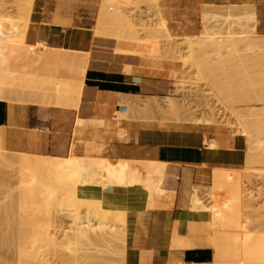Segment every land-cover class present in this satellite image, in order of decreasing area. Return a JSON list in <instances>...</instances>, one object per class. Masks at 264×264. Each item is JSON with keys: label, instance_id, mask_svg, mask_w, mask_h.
Wrapping results in <instances>:
<instances>
[{"label": "rangeland", "instance_id": "obj_1", "mask_svg": "<svg viewBox=\"0 0 264 264\" xmlns=\"http://www.w3.org/2000/svg\"><path fill=\"white\" fill-rule=\"evenodd\" d=\"M227 6H231L232 8L230 7L231 9L226 10ZM226 11L230 12L229 16L225 15ZM245 12H252L254 14V19L256 21V24L254 22V34L251 33L253 27L249 26V28L244 29L243 27L236 25L237 21L235 20L237 18H243ZM1 16L6 19V26L4 25L7 29L6 32L9 30L13 31L14 29L11 28H13L14 25L15 38H13V33V35L11 34L12 36H10L12 31L9 33V36L14 39L16 45L22 47H46L43 45V40L34 38L30 34L32 31L31 27L34 26V20H38L40 21L41 26L47 27L48 33H53L55 38L63 41L60 45H67V39L75 33L86 32L87 34H92V36L114 40L116 43V52L140 54L141 56H147L157 60H166L173 63L175 66V72L172 74L169 94L162 98L139 99L133 109L136 112V120L151 122L160 127L179 128L184 125L201 126L206 132L207 140H222V138L225 140L230 139L233 135H238L235 129L234 119L230 113L233 110L239 111L240 116L245 121L251 118H258L264 126V101L261 100V97L264 96V66H260L263 65L261 60H264V58L261 60L259 58L261 57V54L259 53H261L260 51H262L263 48L261 46H264V29L258 27L257 7L252 0H124L118 7L115 9L111 8L110 10L100 3V0H0V17ZM225 17H227V21L235 22L233 24L231 23L230 31L225 33V31L222 30L220 36L218 34H213L212 32L217 30L215 29L217 27L216 25L220 26L218 28L222 27V29L227 26L226 23H221ZM161 19L164 22V28L166 30L164 32L161 27ZM10 26L12 27L10 28ZM108 29L111 31H108ZM205 33L210 35L209 37L213 39L210 43H213L214 45H208L207 43L206 47H204L205 43H202L204 44L202 48V44H198V41H196L197 45H200L201 47H199L200 49L198 50L196 47L197 45L195 46L196 43H194V46L197 48H194L196 55L193 52L195 58H191L190 50L188 48V40L198 39L201 43V41L207 37ZM168 34L171 36H168ZM218 37H221L222 40L227 42V48L229 49V53L227 51L228 54H221L222 57L218 54V52L222 53V50H220V52L218 50L219 46H216L214 43ZM226 42L223 43L226 45ZM223 43L221 45H224ZM207 46L210 50H203L207 48ZM209 46L212 47L210 48ZM229 47H232L233 49ZM258 48L261 50L259 51ZM212 49H214L215 52L214 50L212 51ZM231 49L232 52L230 53ZM233 50H237L238 52ZM203 51L206 53H203ZM217 54L221 57V60L219 57L216 59ZM262 56H264L263 53ZM223 57H225L224 60L227 62L223 61ZM224 63L225 65H223ZM196 64L200 65V71H197ZM2 71H0V75L5 72V69L3 72ZM30 71V69L24 68L23 66L18 68L10 66L6 71L7 76H15V78H10L8 80V88L6 89H9L14 79H16L15 81L17 82L23 80L18 79L19 75L21 78L31 76ZM11 79L12 81H10ZM210 86L216 89V92H214V89L212 90ZM11 88H13V86L10 87V92H7L5 89V92L2 94V101H15L18 103L40 106V103L37 100L38 98H35L34 94H32L33 96L30 94L32 91L28 93L26 87L20 89L17 88L15 91ZM216 94L219 98L221 97L222 100H220ZM222 101L230 106H227V108L226 104ZM229 108L230 110H228ZM117 116L121 115L118 114ZM204 123H207L208 125ZM249 130V135H254L252 128L249 127ZM115 134L122 136L123 130L116 128ZM250 147L251 145L249 144V148ZM1 149L0 146V151H2ZM238 149L241 152L242 161L237 164L235 169L230 171L229 169H226L227 172H224L226 174H221L223 173L222 171H219V174H216L218 171L216 170L215 172V169H213L211 173V176L213 177H208L204 184L195 185L191 189L200 199V202L208 209H211V214H213L212 217H216L215 220L213 219L215 224L216 220L220 221V225L217 224L220 226V230H217L219 227H216L214 233L218 234L217 232L219 231L221 238V233L223 232L224 236L221 239H224L227 242L231 239V243L232 241L234 243L236 241L239 242V238L242 237V240H240L241 242L245 237L246 241H244L246 243L243 242V244H241H246L245 246H247L251 241H255L256 244L257 241L253 236L256 232H258V235L255 236H260L261 238L264 237V165L256 166L258 169L263 168V173L258 176L247 173L245 170V145ZM2 152H4L3 156L6 157H3L2 161L0 160V230L2 231H0L1 264L17 263V261L15 263L17 258L14 249V236L18 231L16 227H18L20 223V215L16 211L15 198H17L16 193L20 192H26L29 198L26 211L23 213V215H27L28 220V222H26V219V221L24 220L28 224L27 234L25 238L19 242L18 247L23 264H124L123 257L125 245L119 242V240H117V242L115 239L117 245H121V247L119 248L117 245H115L117 246L115 247L113 244L114 247H111V243H109V240L113 238L111 236H107L108 243L104 242V244H107L112 249L119 248L117 253H115L117 249L112 250L111 248L109 251L112 250V252H115L108 253L106 252L108 251L107 249L105 252H101L103 248L100 247L101 245H99V242V246L96 243L89 245H84V243L82 245L76 244L75 241L70 239L69 236L72 227L70 218L68 217V210L70 207L67 206V201L61 202L66 196L65 189L56 182L54 175L50 171L51 166L48 165L45 170H40L35 173L30 170L29 160L26 158L25 160L21 157L24 152L17 153L6 150H3ZM250 153L251 152H249L248 155H250ZM17 155H21L20 159L19 157H16ZM54 157L55 159L52 160L60 162L67 159V156ZM116 161L119 162V165L118 167H111L110 176L118 186L122 181L130 182L131 178H138L141 181H144L147 178L153 180L156 171L155 167L150 164L163 163L161 161H126L119 159ZM22 173H25V177L16 181V177H20ZM232 182H234L233 184L236 182L235 185L237 186L238 184L237 187H239V191L237 189V194L240 193V196L236 195L237 198L239 197L238 200H236V202H239H237V205H235L236 202L234 201L236 197L232 195V192L230 191ZM32 196H34V198L31 199ZM247 196H249L248 200ZM147 199L150 201L151 197L147 196ZM80 202L82 203V207L79 209L80 212L83 213L85 210L96 212L95 206L88 204L84 200H80ZM2 209L7 211L4 210L5 213H2ZM116 211H118L120 215L123 214L122 220L126 219L125 211L122 213L119 210ZM16 213L18 215H16ZM230 213H233L232 215L235 216V220L237 217L238 220L241 219L242 221L244 220L247 222V226L241 224L242 228L239 227L238 229L237 227L241 234L239 231L237 232L235 229L236 227L234 228V232L240 234V236H238L239 234L237 235L238 237L236 236L238 239H233L236 235L234 233V236L230 238V233L233 230V226L237 224L240 225V223L243 222L239 220L240 223L237 222V224L235 223L233 225L230 223V226H232L230 228V226L226 224L227 218L231 215ZM3 215L4 217H2ZM83 215L84 214H82V216ZM232 215L230 217L233 219L234 216ZM5 216H7V218ZM119 218L117 217L116 219L118 222ZM225 218L226 227H222L224 222L221 223V221H223L222 219L225 220ZM3 219L4 221H2ZM228 219H230V221L234 220H231V218ZM116 220H113V223H115ZM5 223L10 224L4 225ZM115 224L111 223L112 229L114 230L117 229L116 227H113ZM122 224H120V226ZM215 224L214 226H217ZM117 225L119 226V224ZM227 226H229L228 232V229L225 231ZM243 230H246L247 232L249 231L248 237H250L251 241L247 240L245 235H242L246 234V231L243 233ZM6 233H9V236H7ZM10 234L12 237H10ZM1 235L4 237V240H2ZM226 235L228 236L226 237ZM5 237L8 238L7 240L10 239L13 241H8L10 242L8 244ZM110 237L111 239L108 240ZM215 237H217V235H214V238ZM260 237L258 239H260ZM68 240H70L72 246L77 249L76 254L73 255L74 257L69 256L68 251L62 249V247L57 248L53 245L54 242L66 243ZM247 241H249L248 244ZM4 242H6V246H9L5 247L3 245ZM215 242H217V240H215ZM253 242L251 244L254 245L253 249L256 246L258 247V245H264L263 241L259 242L260 244L257 242L258 245L256 244V246ZM95 244L97 246H95ZM241 244L238 245L240 246ZM107 245L104 246L106 247ZM218 246H220L219 243ZM226 246L224 249H226ZM222 247L223 246H220L219 248ZM235 247H231L229 242V249L231 248L230 252H236L237 248ZM248 247H251L252 249V246L248 245L246 248ZM233 248L235 250H233ZM241 248H243V246ZM253 249L252 251H256V249ZM97 250L99 251L97 252ZM219 250L221 253V249ZM227 250L228 248L226 251ZM241 250L243 249H240L239 247L240 252ZM258 250H260V253L263 251L259 248ZM246 251L247 254L243 253L242 255L250 256V251L248 249ZM252 251L251 254L253 253ZM240 252L237 251V254ZM225 254L226 252L224 253V256ZM253 254L252 258L249 257L250 259L248 256L245 257V259H249H247V262L251 263L252 259L254 261V258L257 257V260L259 259V261H256V259L255 261L258 264L264 258L263 254L262 257L259 254L262 259L258 258V254H254L256 257H253ZM88 255H90L91 258H94L95 256V259H91ZM228 255L229 254L227 253V256ZM239 255L242 256L241 254ZM220 256L221 257L219 258H221V260H218L219 262L217 261V263H225V261H228V257L222 260V258H224L222 257L223 254ZM1 258H5V261ZM229 258L230 261L232 258L233 261H236V259H234L236 257L230 256ZM242 258H237V262L239 261L238 263L240 264L245 262ZM247 262L246 264H248Z\"/></svg>", "mask_w": 264, "mask_h": 264}, {"label": "crops", "instance_id": "obj_2", "mask_svg": "<svg viewBox=\"0 0 264 264\" xmlns=\"http://www.w3.org/2000/svg\"><path fill=\"white\" fill-rule=\"evenodd\" d=\"M252 1L257 7L258 27L264 29V0ZM34 26L49 43L43 57L47 68L40 65L39 71L67 78L70 67L81 65L83 87L76 108L0 100L1 148L64 157L74 145L76 156L166 163L164 182L152 207L147 206V194L140 185L85 186L78 194L99 198L105 206L126 212L124 264H215L208 217L189 208L187 192L204 184L213 169H235L242 161L240 150L221 145L206 148L202 143L207 140L206 132L201 126L160 127L135 119L133 109L139 99L169 94L173 63L116 52L114 40L86 32H77L67 39V45H60L63 41L48 33L40 21L34 20ZM6 65L18 68L25 61L17 58ZM91 122L96 126H90ZM116 128L123 130L121 137L115 136Z\"/></svg>", "mask_w": 264, "mask_h": 264}, {"label": "bare ground", "instance_id": "obj_3", "mask_svg": "<svg viewBox=\"0 0 264 264\" xmlns=\"http://www.w3.org/2000/svg\"><path fill=\"white\" fill-rule=\"evenodd\" d=\"M123 1L124 0H100V3H102L103 5H105L109 10L111 9V8H113V9H115L116 7H118L120 4H122L123 3ZM231 6H227L226 7V10H229V9H231L230 8ZM234 8V7H233ZM225 10V9H224ZM226 14V16H229L230 15V12L229 11H226L225 12ZM255 13V12H254ZM2 17V16H1ZM0 17V71H4V69H5V72L4 73H2L1 75H0V100L2 101L3 100V98H2V94L5 92V89L6 88H8L7 87V85H8V80L10 79V78H15V76H12V77H10V76H7V70H8V68L10 67V66H8V65H6V63L8 62V61H10V60H15V59H17V58H19L21 61H25V65H23V67L24 68H27V69H30L31 71V76H28L27 78L25 77V78H21V76L19 75L18 76V79H20V80H22L21 82H17V81H15L16 79H14L13 80V83H12V85L10 86V87H12L13 86V88H11V89H13V91H15L17 88L18 89H20V88H22V87H26V89H28L27 91H28V93H30V91H32V93H30L31 95L32 94H34L35 95V98L37 97L38 99V101H39V103H40V105H46V106H57V107H61V108H66V107H72V108H76L77 107V105H78V101H79V97H80V94H81V90H82V87H83V80H82V77H81V73H85V72H83L82 71V66L81 65H79V66H75V67H70V69H68V70H70V72L68 73L67 72V74H69L70 75V73H71V76H67V74H65V72H64V74L67 76V78H63L61 75H59V73L58 74H52L51 73V71H49V70H44L43 72H40L39 71V66L41 65V66H44L45 65V63H44V61H43V57H44V54H45V52L48 50V39L44 36V35H42V34H40V31L37 29V27H35V26H32L31 27V35L34 37V38H38V39H41V40H43V45L44 46H46V47H43V48H29V47H22V46H19V45H16L15 44V41H14V39H12V37H10V36H12L13 34H14V30H15V28H14V25H13V28H11L12 26H10V28L11 29H14L12 32L9 30V31H7L6 32V28H5V22H6V19L5 18H1ZM228 19H227V17H225L222 21H221V23H226L227 24V26L224 28V29H222V27L221 28H218V27H220V26H218V25H216L217 27L215 28V29H217L216 31H213L212 33L213 34H218L219 36L221 35V33H222V30L223 31H225V33H228L229 31H230V28H231V23L233 24V23H235V22H232V21H227ZM234 21V20H233ZM235 21H237L236 23V25H239L240 27H243L244 29H247V28H249V26L250 27H253V29H252V31H251V33L252 34H254L255 33V30H254V22H255V24H256V21H255V19H254V14L252 13V12H245L244 13V16H243V18H237ZM7 22H9V21H7ZM10 23V22H9ZM5 25V26H4ZM220 25V24H219ZM222 25V24H221ZM161 27H162V31L164 32V31H166L165 30V28H164V22L162 21V19H161ZM215 27V26H214ZM9 28V27H8ZM214 29V28H213ZM108 31H111V30H109L108 29ZM11 32V33H10ZM9 33H10V36H9ZM13 33V34H12ZM12 34V35H11ZM206 34V33H205ZM208 34V33H207ZM206 34V38L203 40V41H201V43H200V41L197 39H195V40H192V39H190V40H188V48H189V50H190V57L191 58H195L194 56L196 55V53L194 52V50L195 49H197L198 48V50L200 49L199 47H201L200 45H197V43L198 44H202V43H205V46L204 47H206V44L208 43V45H214L213 43H210V41H212L213 39L211 38V37H209L210 35L208 34L207 35ZM168 36H171V35H169L168 34ZM13 38H15V34H14V37ZM184 38V37H183ZM186 38V37H185ZM188 38V37H187ZM195 41V42H194ZM196 41H198L197 43H196ZM263 41H264V37H263ZM223 42H226V41H224V40H222V38L221 37H218L215 41H214V43H215V45L216 46H219V48H218V50L220 51V50H222V53H219L218 52V54H222L223 55V53H227V51H228V53H229V49L227 48L228 46H227V42H226V45L223 43ZM194 43H196L195 44V46L197 47H195L194 46ZM210 43V44H209ZM224 44V45H221V44ZM232 44V43H231ZM203 45L204 44H202V48H203ZM194 46V47H193ZM215 46V47H216ZM233 46V45H232ZM50 47V46H49ZM210 48L212 47V46H209ZM261 47H263L262 48V51H260L259 50V48H258V50L261 52V53H259V54H261L260 56L261 57H259L260 58V60L261 59H263L264 58V56H262V53L264 54V46H261ZM53 48V47H52ZM195 48V49H194ZM229 48H232V47H229ZM57 49V48H56ZM60 49H61V46H60ZM60 49H59V51H60ZM64 49V48H63ZM69 49V48H68ZM210 50L209 48H208V46H207V48H205V49H203V50ZM215 49V48H214ZM214 49H212V51L214 50ZM228 49V50H227ZM233 49V48H232ZM232 49H231V51H230V53L232 52ZM53 50H54V48H53ZM66 49H64V51H65ZM71 50H73V49H71ZM218 50H216V51H218ZM240 50V49H239ZM257 50V51H258ZM73 51H75V50H73ZM233 51H236V52H238L237 50H233ZM81 52H82V50H81ZM195 53V55H194V53ZM201 52V51H200ZM214 52H215V50H214ZM221 52V51H220ZM48 53V52H47ZM46 53V54H47ZM51 53V52H50ZM202 53V52H201ZM203 53H206V52H204L203 51ZM227 53V54H228ZM56 54H58V52L56 53ZM66 53H64V55H65ZM74 54V53H73ZM73 54H72V57H73ZM218 54H217V56H216V59H218ZM237 54V53H236ZM235 54V55H236ZM67 55H69V54H67ZM76 55V54H75ZM222 55H221V57H222ZM226 55V54H225ZM224 55V56H225ZM59 56H60V54H59ZM59 56H56V57H59ZM83 56V55H82ZM229 56V55H228ZM259 56V55H258ZM55 57V56H54ZM62 57H64V56H62ZM61 57V58H62ZM66 57V56H65ZM78 57V56H77ZM221 57H219V59L221 60ZM226 57V56H225ZM225 57H223V61H225L224 60V58ZM234 57V56H233ZM49 58V57H48ZM82 58V57H81ZM85 58V57H84ZM197 58V57H196ZM55 59V58H54ZM63 59V58H62ZM68 59V58H67ZM77 59V58H76ZM51 60V59H50ZM60 60V59H59ZM86 60H87V58H86ZM198 60V59H197ZM49 61V60H48ZM47 61V62H48ZM229 61H231V60H229ZM228 61V62H229ZM58 62V61H57ZM62 62V61H61ZM65 62V61H64ZM78 62V61H77ZM85 62V61H84ZM87 62V61H86ZM85 62V63H86ZM196 62V61H195ZM225 62H227V61H225ZM261 62L263 63V65H260V66H264V60H261ZM71 63V62H70ZM73 63V62H72ZM82 63V62H81ZM52 64V63H51ZM56 64V63H55ZM59 64V63H58ZM229 64V63H228ZM63 65V64H62ZM197 65V64H196ZM195 65V66H196ZM223 65H225V63L223 64ZM51 66V65H50ZM55 66V65H54ZM59 66V65H58ZM61 66V65H60ZM63 66H65V65H63ZM73 66V65H72ZM84 66H85V64H84ZM199 66V67H198ZM45 67V66H44ZM66 67V66H65ZM198 67V68H197ZM45 68H47V66L45 67ZM63 67H61V69H62ZM68 68V67H67ZM200 65H197L196 66V69H197V71L199 70L200 71ZM54 69V68H53ZM84 69V68H83ZM63 70H64V68H63ZM62 70V71H63ZM66 70V69H65ZM126 70V69H125ZM124 70V71H125ZM2 71V72H3ZM129 71V70H128ZM58 72V71H57ZM59 72L61 73V74H63L60 70H59ZM199 73V72H198ZM64 76V75H63ZM17 77V76H16ZM20 77V78H19ZM20 80H18V81H20ZM10 81H12V79L10 80ZM28 82V83H27ZM10 87H9V89H10ZM211 87V86H210ZM9 89L7 90L6 89V91L8 92L9 91ZM211 89L213 90L214 88H212L211 87ZM238 90V89H237ZM214 92H216V89H214L213 90ZM10 92V91H9ZM263 92H264V90H263ZM205 93V92H204ZM207 95V94H206ZM217 95V94H216ZM33 96V95H32ZM215 97V96H214ZM217 97H218V95H217ZM219 98V97H218ZM262 99V101H264V96L263 97H261ZM220 100H222L221 99V97L219 98ZM199 100V99H198ZM206 100V99H205ZM217 100V99H216ZM14 101V100H13ZM15 102V101H14ZM199 102V101H198ZM223 102V101H222ZM202 103V102H201ZM204 103V102H203ZM223 103H225V102H223ZM205 104V103H204ZM226 104V103H225ZM204 106V105H203ZM228 105L226 104V107H227ZM230 106V105H229ZM228 106V107H229ZM227 107V108H228ZM174 108V107H173ZM228 110H230V108L228 109ZM234 111V112H233ZM233 111H231L230 113H231V115H232V117H233V119H234V123H235V129H236V131H237V133H238V135H233V136H231L230 137V139H225V140H223V138H222V140H219V139H210V140H203V145L206 147V148H208V149H217V147L218 146H223V147H226L228 150H232V149H230L231 147H234V148H240V147H242L243 145H245V151H246V157H245V170L247 171V173H251V174H255V175H260V174H262L263 172V168H260V169H258V168H256V166H259V165H264V126H263V124L261 123V121L258 119V118H251V119H248V120H243L242 119V117L240 116V114H239V111H235V110H233ZM118 115V114H117ZM178 117V116H177ZM181 119V118H180ZM207 119V118H206ZM191 120V119H190ZM77 121V123H82L83 121H80V120H76ZM75 121V122H76ZM102 121V120H101ZM100 121V122H101ZM205 121V120H204ZM92 122H94L93 120H92ZM91 122V124H89L90 126H92V125H94L95 124V126H96V123H92ZM98 122V121H97ZM186 122H189V121H186ZM193 122H194V120H193ZM90 123V122H89ZM192 123V122H191ZM197 123V122H196ZM200 123V122H199ZM209 123V122H208ZM102 124V123H101ZM201 124H202V122H201ZM204 124H207V123H204ZM203 124V125H204ZM77 125V124H76ZM80 125V124H79ZM87 125L88 124H86V125H84V126H86L87 127ZM88 125V126H89ZM98 125V124H97ZM100 125V124H99ZM208 125V124H207ZM94 127V126H93ZM225 127V126H224ZM249 127L250 128H252V130H253V132H254V135H249L250 134V130H249ZM8 128V127H7ZM76 128V127H75ZM24 129V128H23ZM91 129V128H90ZM89 129V130H90ZM91 130H93V128L91 129ZM74 131V130H73ZM89 132V131H88ZM87 132V133H88ZM72 134H73V132H72ZM115 136L116 137H121V135H116L115 134ZM209 136V135H208ZM204 137V136H203ZM229 137V136H228ZM205 138V137H204ZM29 139V138H28ZM31 140V139H30ZM26 142H27V140H26ZM249 144L251 145V147L249 148ZM74 146V145H73ZM73 146L70 148V151H69V153H68V155H67V159H65L63 162H60V161H56V160H52V159H55V157L54 156H49V155H37V154H29V153H24L23 154V156H21L23 159H28L29 160V163H30V170L31 171H33V172H38V171H40V170H45L46 169V167L49 165V166H51L50 167V171L52 172V174L54 175V178H55V180H56V182H58L59 184H60V186H62L64 189H65V194H66V196H65V198L64 199H62L61 200V202H64V201H67L68 202V204H67V206L68 207H70V209L68 210V217L70 218V222H71V224H72V227H71V230H70V239L71 240H73V241H75L76 242V244H84V245H86V244H93V243H96L97 245H98V242H99V245H101L100 247H102L103 248V250L101 251V252H105L106 251V249L108 250V251H106V252H108V253H111L112 252V250L113 249H115V248H111V247H114L115 245H117V243H116V241L117 240H119V242H121L123 245H125V237H126V219H123L122 220V215L123 214H121L120 215V213H118V211H116V210H119L121 213L124 211V210H122V209H119V208H112V207H108V206H105L104 205V203L102 202V200H100L99 198H95V197H84V196H80L79 194H78V189H80V188H83V187H85V186H91V187H95V188H99V189H105V188H112V187H117L118 185H116V183H115V181L113 180V179H111V176H110V170H111V167H118V165H119V162H117L116 160L115 161H113V162H111V161H109L108 159H106V158H103V157H91V156H76V155H74L73 153H72V148H73ZM34 149H36V148H34ZM2 151H3V149H1ZM2 151H0V160L2 161L3 160V157H6V156H3L4 154V152H2ZM36 151H37V149H36ZM249 152H251L250 153V155H248V153ZM5 153H8V152H5ZM20 156L19 155H17L16 157L18 158L19 157V159H20ZM10 157V156H9ZM15 157V158H16ZM29 157V158H28ZM248 157H249V159H248ZM25 159V160H26ZM258 160H261V161H258ZM9 162H12V161H9ZM259 162V163H258ZM7 164V163H6ZM150 165H153L154 167H155V171H156V175H155V177H154V179L153 180H151L150 178L148 179H145L144 181H141L140 179H138V178H131L130 179V182L129 181H122L121 183H120V187H127V186H132V185H140V186H142L144 189H145V191H146V194H147V196H150L151 197V200L150 201H148V204H147V206L148 207H152V204H153V199H154V196H156L157 194H158V188L159 187H161L162 185H163V182H164V177H165V167H166V163H158V164H150ZM216 170L218 171V172H216ZM231 169H229V171H230ZM259 170H261V171H259ZM219 171L221 172H223V173H221V174H226V173H224L225 171L227 172V170L226 169H224V168H221V169H215V172H216V174H219ZM244 171V170H243ZM214 172V173H215ZM234 172V171H233ZM214 173H213V175H214ZM221 174H220V176H221ZM235 174V173H234ZM9 175V174H8ZM212 175V174H211ZM235 175H237V174H235ZM98 176H100V177H98ZM23 177H25V173L23 174L22 173V175L19 177V176H17L16 177V181H18V180H21ZM211 177H213V176H211ZM211 179H213V178H211ZM214 180V179H213ZM11 182V181H10ZM131 183V184H130ZM234 182H232V184H231V188H230V191L232 192V195H234L235 197H236V199L234 200L235 202H236V200H238V198H237V196H240L239 194L240 193H238L237 194V192L239 191V187H237L238 186V184H237V186L235 185L236 184V182H235V184H233ZM3 185V184H2ZM7 185V184H6ZM235 185V186H234ZM5 186V185H4ZM235 187H237V188H235ZM6 188V187H5ZM8 188V187H7ZM237 189H238V191H237ZM11 190V189H10ZM3 192H5L4 190H2ZM8 192H9V190H8ZM187 192V191H186ZM157 193V194H156ZM235 193V194H234ZM11 194V193H10ZM9 194V195H10ZM17 194V198H15V201H16V203H15V205H16V211L18 212V214L20 215V223H19V225H18V227H16L17 228V233H16V235L14 236L15 237V241H14V244H15V255H16V260H15V263H16V261H17V263L16 264H23V260L21 259V256H20V251L18 250V247H19V242H21L22 241V239H24L25 238V236H26V234H27V228H28V224L26 223V222H28V220H27V215H23V213L26 211V208H27V203H28V200H29V198H28V195H27V193L26 192H20V193H16ZM187 194H188V192H187ZM237 195V196H236ZM6 196H8V195H6ZM13 196V195H12ZM9 197V196H8ZM248 197L249 196H247V200H248ZM32 198H34V196H32L31 197V199ZM17 199V200H16ZM6 200V199H5ZM80 200H84V201H86L88 204H90V205H92V206H95L96 207V212L94 211V212H92V211H90V210H85L83 213L82 212H80L79 211V209L82 207V203L80 202ZM188 200H189V208L191 209V210H194V211H200V212H204L205 214H206V216L208 217V222H209V224H210V227H211V241H210V244H211V246H212V248H213V250H214V259H215V264H221V263H223V264H237L238 262H237V258H239V257H241L242 258V256H243V258L242 259H244L245 260V262H242L241 264H246V262H247V259L250 257V258H252V254L254 253L255 255H257L258 254V258H260V259H262L261 257L264 255V249H262V248H264L263 246L264 245H258V244H260L259 242H262L263 241V243H264V240H261V239H264V237L263 238H261L260 236H255V235H258V232H256L255 233V235L253 234V236H254V239H256V241L258 242V244H257V242H256V244L258 245V247L256 246V244H255V241L253 242V241H251V239H250V237H248V233H249V231L247 232L246 230H243V233L246 231V234H242V235H245L246 236V238H247V240H250L251 242L249 243V241H247V244L248 245H250V246H252V249H253V246L254 245H251L252 244V242L255 244V248L253 249V250H255L256 249V251L257 252H259V253H257L256 251H252V249H251V247H248V248H246L247 246H245V245H242L243 244V242H245L246 240H245V237L243 238L244 240L243 241H241L240 242V240H242L241 238H239L240 240H238L239 242H237L236 240H234V241H236L235 243L237 244H235L233 241H232V243H231V239H229L230 241H225L224 239H221L224 235H223V232L221 233V238H220V234H219V231L217 232L218 234H215L214 232H215V230L214 229H216V227L218 228L217 230H220V226H218V225H220V221L219 220H216V224H215V222H214V220L216 219V217H212V215L213 214H211V209L209 208H207L205 205H203L201 202H200V199L196 196V194L193 192V190L191 189V191L189 192V195H188ZM4 202V201H3ZM5 202H7V201H5ZM238 202V201H237ZM235 203V205H237L238 203ZM11 203V202H10ZM218 204V203H217ZM233 205H234V203H233ZM240 205V204H239ZM12 206V205H11ZM161 206H162V204H161ZM184 206V205H183ZM217 207H220V206H217ZM232 207H234V206H232ZM237 207V206H236ZM2 208H4V207H2ZM239 208V207H238ZM237 208V209H238ZM153 209V208H152ZM156 209V208H155ZM240 209V208H239ZM3 210V209H2ZM5 210V209H4ZM4 210L2 211V213H5L4 212ZM223 210V209H222ZM5 211H7V210H5ZM11 211V210H10ZM114 212V214H115V216H114V214H113V212ZM138 211V210H137ZM218 211H219V208H218ZM9 212V211H8ZM8 212H6V213H8ZM92 212V213H91ZM234 212V211H233ZM111 213H112V216H111ZM256 213V212H255ZM9 214V213H8ZM17 213H16V215H18ZM82 214H84L83 216H82ZM121 216H119V215ZM228 214H229V212H228ZM227 214V215H228ZM231 215L233 214V213H230ZM235 214V213H234ZM10 215V214H9ZM9 215H8V217H9ZM116 215H118V216H116ZM223 215V214H222ZM221 215V216H222ZM231 215H229V217L228 218H231V220H233V221H230V219H228L227 218V225H231L230 223H232V225L233 224H237V222H239L240 223V221L239 220H241V219H239L238 220V218L236 217V220H238V221H236L235 220V216L234 215H232V216H234V218L232 219V217H230ZM220 216V215H219ZM242 216V215H241ZM1 217V216H0ZM2 217H4V215L2 216ZM6 218H7V216H5ZM18 217V216H17ZM113 219H112V218ZM115 217V218H114ZM117 217L119 218H121V220H120V218H119V222H118V220H116L117 219ZM16 218V217H15ZM5 219V218H4ZM4 219L2 220V221H4ZM27 221H26V220ZM214 219V220H213ZM218 219V218H217ZM14 220V219H13ZM26 222H25V221ZM111 220H112V222H111ZM113 220L115 221L116 220V222L115 223H117V224H119V226L117 225V224H115V223H113ZM223 221H221V223L222 222H224L223 224H222V227H226V224H225V222H226V218H225V220L224 219H222ZM12 221V220H11ZM16 221H17V219H16ZM120 221H121V223H120ZM123 221V222H122ZM264 221V220H263ZM112 224H115V225H117V226H113V227H116L117 229H112V225H111V223ZM241 222H243V223H240V225H235V226H230V228L232 227L233 228V230H232V232L230 233L231 234V236H230V238H232V236H234V234H236L234 237L235 238H233V239H238V238H236V236L240 233V230H238L239 229V227H241L242 228V225L241 224H244L243 226H245L246 225V223L247 222H245L244 220L242 221L241 220ZM245 222V223H244ZM123 223V224H122ZM8 225L10 224V223H7ZM6 223L4 224V225H7ZM120 224H122L121 226H120ZM214 224L215 225H217V226H214ZM225 224V225H224ZM253 225V224H252ZM258 225V224H257ZM3 226V225H2ZM229 226H227V228L225 229V231L228 229V227ZM247 226V225H246ZM8 227H10V226H8ZM7 227V228H8ZM215 227V228H214ZM236 227V228H235ZM237 227H238V229H237ZM234 228L237 230V232L239 231V233H237V232H234ZM11 229V228H10ZM9 230V229H8ZM7 230V231H8ZM222 230V229H221ZM235 230V231H236ZM1 231V230H0ZM4 231H5V229H4ZM14 231V230H13ZM229 231V229L227 230V232ZM253 231V230H252ZM2 232V231H1ZM6 232V231H5ZM9 232V231H8ZM234 233V234H233ZM7 234V236H9V233H6ZM227 234V233H226ZM233 234V235H232ZM241 234V233H240ZM240 234L238 235V236H240ZM214 235H217V237H215V238H217V239H215L214 238ZM218 235H219V237H218ZM2 236V235H1ZM5 236V235H4ZM107 236H111V237H113L112 239H111V237L110 238H108V240L109 239H111V240H109V243H111V247H109L107 244H104V242H106V243H108V241H107ZM228 235H226V237H227ZM237 236V237H238ZM10 237H12V235L10 234ZM13 237V238H14ZM226 237H225V239H226ZM260 237V239H258ZM2 238V240H4L3 238V236L1 237ZM220 240H219V239ZM252 238V237H251ZM8 238L7 237H5V240L7 241V243L9 244L10 242H12L13 240H7ZM115 239H116V241H115ZM253 239V240H254ZM258 239V240H257ZM2 240H1V242H2ZM112 240H113V242H112ZM215 240H217V242H215ZM219 240V241H218ZM227 240V239H226ZM259 240H261V241H259ZM8 241H10V242H8ZM111 241V242H110ZM222 241H224V242H222ZM81 242V243H80ZM118 242V241H117ZM220 242H221V244H220ZM226 242V243H225ZM229 242H230V246L231 247H235V248H237V251L238 252H240L239 251V247H240V249H243V250H241V252L242 251H244V249L246 248V250L248 249L249 251V254H250V256L249 255H242L243 253L244 254H247V251L245 250L243 253H238L237 254V251L235 252V251H232V252H230L231 251V248L229 249ZM218 243H219V245L220 246H223L222 248H219L220 246H218ZM222 243H224V244H222ZM242 243V244H241ZM246 243V242H245ZM263 243H261V244H263ZM6 244V242H4V246L5 247H7V246H9V245H5ZM95 244V246H97ZM103 244V245H102ZM114 246H113V245ZM227 246H226V245ZM233 244V245H232ZM238 244H241L240 246L238 245ZM2 245V246H3ZM53 245L55 246V247H62V249H64V250H66V251H68V255L69 256H71V257H74L73 255H75L76 254V251H77V249H76V247H73L72 246V243H71V241L70 240H68L66 243H62V242H60V243H53ZM87 245V246H88ZM98 245V246H99ZM104 245H107L106 247L104 246ZM235 245V246H234ZM91 246H93V245H91ZM94 246V247H95ZM105 248H104V247ZM117 246H119V248L121 247V245H117ZM117 246H115V247H117ZM225 246H226V249L228 248V250L226 251V249H224L225 248ZM237 246H239V247H237ZM243 246V248H241ZM245 246V247H244ZM5 247H3V248H5ZM12 247V246H11ZM262 247V248H261ZM112 249L111 251H109V249ZM119 248H116L115 250H116V252L115 251H113V252H115V253H117L118 252V249ZM258 248L259 249H261V250H263L261 253H260V250H258ZM6 249V248H5ZM11 249V248H10ZM13 249V248H12ZM14 249H13V251H14ZM219 249H221V253L219 252L220 250ZM224 250H225V252H226V254H225V256H224ZM233 250H235L234 248H233ZM96 251V250H95ZM99 250H97V252H98ZM251 251L253 252L252 254H251ZM4 252V251H3ZM112 252V253H113ZM119 252H120V250H119ZM234 252V253H233ZM227 253L231 256V257H236V258H234V259H236V261L234 260H232L231 259V261H230V256L228 255L227 256ZM231 253V254H230ZM236 253V254H235ZM257 253V254H256ZM9 254V253H8ZM11 254V253H10ZM13 254V253H12ZM221 254H223V256L222 257H224V258H222V260H224V259H226L227 257V259H228V261L226 262L225 261V263L224 262H221V263H217V261L218 260H221V258H219V257H221L220 255ZM237 255V256H235V255ZM239 254H241L242 256H240ZM253 254V257L255 256ZM259 254H260V256H259ZM263 254V255H262ZM2 255V254H1ZM7 255V254H6ZM85 255V254H84ZM91 255V254H90ZM90 255H88L89 257H90ZM86 256H87V254H86ZM86 256H84L85 258H87ZM246 256H248V258L247 259H245V257ZM12 257V256H11ZM256 257V256H255ZM264 257V256H263ZM91 258V257H90ZM89 258V259H90ZM218 258V259H217ZM249 258V259H250ZM1 259H3V258H1ZM5 259V258H4ZM3 259V260H4ZM91 259H95V256H94V258H91ZM241 259V260H242ZM248 259V260H249ZM255 259H256V261H259V259L257 260V257L256 258H254V261H253V259H252V261H251V263L250 262H247L248 264H255L256 263V261H255ZM2 260V261H3ZM243 260V261H244ZM5 261V260H4ZM219 262V261H218ZM237 262V263H236ZM254 262V263H253ZM262 262V263H261ZM261 262H259V263H261V264H264V258H263V260L261 261ZM3 263V262H2ZM11 263V262H10ZM204 263V262H203ZM209 263V262H208ZM258 263V264H259ZM1 264V263H0ZM202 264V263H201ZM205 264V263H204ZM238 264H240V263H238ZM257 264V263H256Z\"/></svg>", "mask_w": 264, "mask_h": 264}]
</instances>
